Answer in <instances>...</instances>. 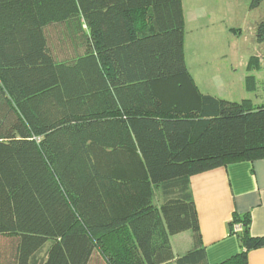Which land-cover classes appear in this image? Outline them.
Masks as SVG:
<instances>
[{"label":"trees","instance_id":"trees-1","mask_svg":"<svg viewBox=\"0 0 264 264\" xmlns=\"http://www.w3.org/2000/svg\"><path fill=\"white\" fill-rule=\"evenodd\" d=\"M184 38L182 0H0V264H208L190 178L264 158V103L203 93Z\"/></svg>","mask_w":264,"mask_h":264},{"label":"rangeland","instance_id":"rangeland-1","mask_svg":"<svg viewBox=\"0 0 264 264\" xmlns=\"http://www.w3.org/2000/svg\"><path fill=\"white\" fill-rule=\"evenodd\" d=\"M251 2L182 0L184 54L203 93L237 102L250 99L260 106L264 103V42L258 41L256 32L264 20V1L255 9Z\"/></svg>","mask_w":264,"mask_h":264},{"label":"crops","instance_id":"crops-1","mask_svg":"<svg viewBox=\"0 0 264 264\" xmlns=\"http://www.w3.org/2000/svg\"><path fill=\"white\" fill-rule=\"evenodd\" d=\"M190 189L208 264L221 263L241 251L239 237L231 228L235 214L250 217L251 235L264 237V158L232 162L193 175ZM171 243L175 254L183 255L194 248L193 232L172 236ZM248 264H264V247L249 252Z\"/></svg>","mask_w":264,"mask_h":264},{"label":"built area","instance_id":"built-area-1","mask_svg":"<svg viewBox=\"0 0 264 264\" xmlns=\"http://www.w3.org/2000/svg\"><path fill=\"white\" fill-rule=\"evenodd\" d=\"M242 229V226L240 224H235L234 225V230L235 231H240Z\"/></svg>","mask_w":264,"mask_h":264}]
</instances>
